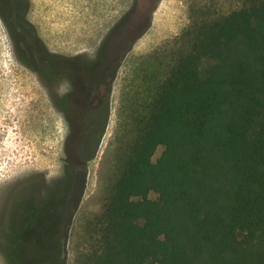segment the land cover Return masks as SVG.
Returning a JSON list of instances; mask_svg holds the SVG:
<instances>
[{
    "label": "trees",
    "instance_id": "obj_1",
    "mask_svg": "<svg viewBox=\"0 0 264 264\" xmlns=\"http://www.w3.org/2000/svg\"><path fill=\"white\" fill-rule=\"evenodd\" d=\"M144 2L134 0L110 33L133 24ZM4 4L14 33L35 39L36 49L26 46L30 39L18 41L22 61L44 78L58 77L51 67L60 58L48 55L27 18L30 0H6V11ZM150 63L128 104L131 128L118 171L102 210L87 220L75 264H264V0L194 17ZM159 147L165 149L155 162ZM68 169L47 185L69 180L58 264L73 210ZM38 185L21 197L28 222L41 211L31 202Z\"/></svg>",
    "mask_w": 264,
    "mask_h": 264
},
{
    "label": "rangeland",
    "instance_id": "obj_2",
    "mask_svg": "<svg viewBox=\"0 0 264 264\" xmlns=\"http://www.w3.org/2000/svg\"><path fill=\"white\" fill-rule=\"evenodd\" d=\"M244 1L145 0L136 21L111 34L134 0H30L27 18L48 55L60 58L51 69L64 76L62 84H52L22 61L18 41L30 39L32 43L24 42L33 47L35 39L15 34L0 10V264H58L61 229L69 213V180L66 176L54 187L47 185L63 178L68 167L75 168V183L64 264H75L86 247L87 220L102 210L118 171L131 128L128 104L143 89V71L151 67L152 55L179 40L194 17L227 15ZM46 67L44 63L40 68ZM104 79L110 85L103 88V100L91 106H96L95 113L86 104L94 89L87 88ZM56 95L68 96L76 107L60 110ZM80 106L81 117L76 113ZM90 123L96 152L82 169L76 161L91 153ZM164 149L158 148L155 162ZM33 183L42 189L31 202L42 206L28 222L21 197Z\"/></svg>",
    "mask_w": 264,
    "mask_h": 264
},
{
    "label": "flooded vegetation",
    "instance_id": "obj_3",
    "mask_svg": "<svg viewBox=\"0 0 264 264\" xmlns=\"http://www.w3.org/2000/svg\"><path fill=\"white\" fill-rule=\"evenodd\" d=\"M5 5V4H4ZM4 10L6 11V7H4ZM113 77L114 76V70L112 71V73H109V77ZM64 80V76L63 75H60V76H58V77H56V78H54V79H51L50 80V82L52 83V84H54L55 83V81L57 82L58 81V84H62V80ZM108 85H110L109 84V82H108V79H104L101 83H99V84H97L94 88H87V89H94L93 90V94H92V96H91V99H89L87 102H86V104H88L89 105V109L90 110H93V111H95V113L97 112V110L95 109L96 108V106L94 107V108H91V106L94 104V103H96L97 102V100L98 101H100V100H103V98H104V96L106 95V90L105 89H108ZM105 87V89H103ZM83 89H85V88H82V90ZM82 90H80V97H81V92H82ZM54 98H56V100H60V97L59 96H55ZM82 98V97H81ZM61 99H63V100H66V102H67V104H68V107L71 109V106H72V108L74 107H76V105H75V103H74V100H69L68 99V96H67V98L65 99L64 97L63 98H61ZM82 102H84V101H82ZM82 109V107L80 106L77 110H76V113L81 117L82 115H84L83 114V112H80V110ZM60 110H62V109H60ZM63 111V110H62ZM103 117V116H102ZM105 119V118H104ZM103 119V120H104ZM101 124H103V122L101 121ZM100 124V126L102 127L103 125H101ZM99 126V127H100ZM100 127V128H101ZM75 130H76V127H75ZM91 133H92V136H91V140H93V143H92V149H91V153L89 154V155H85V156H83V155H81L80 156V158H81V163L79 162V161H76V166L77 167H81L82 169H85L86 168V163L88 162L87 160L92 156V154H93V152H94V148H96V146H94V140H95V135H94V132L91 130ZM88 143H90L89 142V140H88V142H87V146H88ZM71 169H72V171H71ZM74 167L73 168H70V171L71 172H73L74 171Z\"/></svg>",
    "mask_w": 264,
    "mask_h": 264
}]
</instances>
